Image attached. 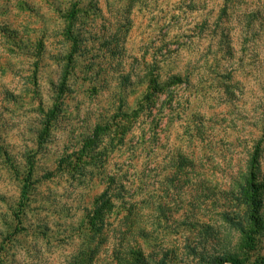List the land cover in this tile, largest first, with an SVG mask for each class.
Segmentation results:
<instances>
[{
  "label": "rangeland",
  "instance_id": "rangeland-1",
  "mask_svg": "<svg viewBox=\"0 0 264 264\" xmlns=\"http://www.w3.org/2000/svg\"><path fill=\"white\" fill-rule=\"evenodd\" d=\"M173 76V96L152 91ZM178 147L202 173L180 197L209 196L195 211L173 203L159 239L141 242L149 264H205L184 248L203 235L198 219L218 231L209 251L238 246L213 203L258 150L264 183V0H0V264H121L111 237L87 254L88 212L108 176L149 168L159 184ZM115 204L113 226L125 214ZM262 226L249 264H264Z\"/></svg>",
  "mask_w": 264,
  "mask_h": 264
},
{
  "label": "trees",
  "instance_id": "trees-1",
  "mask_svg": "<svg viewBox=\"0 0 264 264\" xmlns=\"http://www.w3.org/2000/svg\"><path fill=\"white\" fill-rule=\"evenodd\" d=\"M177 79L176 76H173L169 83L156 80L152 86V91L167 92L173 96L170 87ZM151 100V98L146 100V105L149 106L151 103L149 101ZM151 121L156 122L159 119L153 118ZM153 128H156V125ZM121 129L122 133L120 134L123 139V136L127 133L128 126L124 124ZM201 131H203V127L199 126L197 132L199 133ZM149 140L150 143H154L157 141V136L154 135L151 139L149 137L145 138V141ZM134 146L142 147L140 148L141 150L146 149L139 142L134 143ZM82 151L86 152V150ZM170 151L167 154L169 162L164 167L166 170L165 173L167 174L165 179L160 181L159 184L156 180L158 174L149 168L146 170L147 173L141 177V180L128 179L125 182L123 179H118L115 175L107 177L103 192L95 198L92 208L88 212L93 231L90 239L91 243H94L90 244L92 248H89L88 255L93 253V256H96L99 247L108 242L111 237V239L120 241L123 245L122 250L117 253H120L122 256L121 261L123 262L121 264H149V258L144 253L141 242H146L150 246L148 241H157L159 239L160 234L163 233L159 229H161L162 223L169 221V216L166 213L168 210L171 211V208L174 206L173 203L177 202L178 207H180L179 205H182V207L188 205V208L192 211L200 209L201 205L205 203L203 197L208 199V193L205 196L198 194L192 197V200L186 204V200L180 197L184 186L189 183V176L202 174L198 170L201 165L195 159L194 151H187L186 148L182 147L173 148ZM135 152L132 150L130 153L134 155ZM258 152H253L252 166L247 164L245 169L241 168L235 175L231 176L233 177L232 183L225 190L226 193L228 192L227 202L218 204V202L214 201L213 203L214 206L220 207L218 211V215L220 216L219 220L222 223L220 229L225 228L235 232L237 231L239 236L238 246L225 245L222 248H217V250L214 249L212 252L209 251L207 247V243L209 242L207 240L209 241L211 237L215 240L218 231H214L211 224H204L202 220L198 219L195 223L201 228L199 234L202 235L203 233V235L199 240L196 238L197 242H191L189 240L185 242L184 248L188 250L189 256L198 257L205 264H249L250 251L255 249L253 241L261 232L262 224H264L261 214L264 183L259 181L256 172L257 165L253 164V160ZM144 155L147 159L149 156L151 160L156 157L155 153L152 152H144ZM100 157L98 156L97 158L100 159ZM96 163L98 164L97 161ZM200 182L201 185L205 183L204 181ZM211 192L214 193L212 188ZM176 193H178V197ZM24 197L26 198L27 196L24 194ZM115 200L120 202V209L125 211V214L113 226L106 219L116 208ZM145 207L149 208V215L142 213ZM185 222L183 221V223L178 224L186 225ZM148 223L152 226L151 230L145 227ZM109 225L110 227H108ZM197 226L194 225V229ZM96 238L98 243L95 244ZM125 244L127 246H124ZM177 251L174 248L166 250L163 253L164 259L178 258L179 253ZM82 261L86 262V259H82Z\"/></svg>",
  "mask_w": 264,
  "mask_h": 264
}]
</instances>
